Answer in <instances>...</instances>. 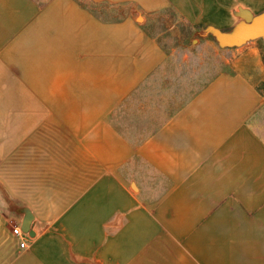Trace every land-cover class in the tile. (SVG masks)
Returning <instances> with one entry per match:
<instances>
[{"label": "crops", "instance_id": "1", "mask_svg": "<svg viewBox=\"0 0 264 264\" xmlns=\"http://www.w3.org/2000/svg\"><path fill=\"white\" fill-rule=\"evenodd\" d=\"M90 1L132 7L106 19L82 0H0V158L59 131L67 141L62 151L76 157L70 169L82 189L52 212L27 206L35 234H24L21 247L11 230L0 264H85L71 255L113 264L115 237H129L138 220L151 217L149 199L126 173L134 158L169 180L153 212L169 225L185 221L190 262L264 264V49L258 38L227 46L228 68L199 88L160 90L159 100L137 104L142 116L127 126L132 135L115 120L175 50L148 34L155 13L170 9L193 27L223 30L240 21V9L264 11V0ZM100 165L103 177L86 175V168ZM25 214L16 216L17 225ZM116 214L128 219L118 231L107 228ZM225 219L248 221L231 251L212 239L221 234L212 221ZM58 228L76 237L62 241ZM123 248L120 259L130 264L137 248L132 239Z\"/></svg>", "mask_w": 264, "mask_h": 264}, {"label": "rangeland", "instance_id": "2", "mask_svg": "<svg viewBox=\"0 0 264 264\" xmlns=\"http://www.w3.org/2000/svg\"><path fill=\"white\" fill-rule=\"evenodd\" d=\"M82 2L106 19L121 18L132 7L128 3H93L90 0H82ZM140 21H142L141 18ZM146 29L149 35L156 37L163 48L168 51H172L173 48L175 50L168 57L167 65L155 72L136 90L129 102L120 107L115 118L116 125L130 135L133 131H129L127 126L134 125L135 120L142 116V112L134 109L137 104L140 102L154 103L159 100L160 90L173 91L182 88L190 91L199 88L206 78L221 70H226L228 68L227 58L231 56L227 46L220 45L215 33L208 26L193 27L179 20L170 9L155 13L146 25ZM232 29H223V31L229 32ZM193 37L196 38L195 43L192 42ZM258 39L264 49L263 39ZM182 101L183 99H180L178 104ZM171 110L174 109L170 107L167 109V111ZM161 116H166L165 110L161 111ZM47 135L51 138L27 140L20 149L0 158V249L4 250L5 244L10 243V231L17 225L16 216L27 213L29 210L27 206L31 205L37 211L41 209L44 212H52L60 207L61 198L63 200L66 196L68 201H72L77 197L79 190H82L76 186L77 172L70 169L76 157L62 151L67 141L63 140L60 132L56 130L47 132ZM87 171L95 173L100 171L101 177L105 175L104 167L101 165L94 169L86 168V175L92 176V173ZM126 173L130 178H136L144 197L149 199V203L145 206L151 217L146 222L138 220L136 224H140L133 227V234L129 237L123 235L115 237L114 245L118 252H116L117 256L115 255L116 260L111 262L123 264L120 259L123 253L120 251H124L123 246L132 239V244L137 249L130 264H193L188 259L189 241L188 236H185L188 232L187 225L183 230L185 221H181L179 226L178 221H172L169 225L158 219L153 212L156 206L154 201L168 188L169 180L140 158L133 159ZM127 223L128 219L122 214H116L110 219V225L107 228L118 231ZM247 223L248 221L231 219L212 221L216 230L218 224L221 226L218 230L221 234L214 236L213 242L221 244L223 250L231 251L242 238L238 231H241ZM171 230L184 232V235L174 238ZM54 232L62 241L76 237L75 231L65 233L60 232L58 228ZM243 238L247 240L249 237ZM73 257L85 264L89 262L86 261L87 258L82 259L81 255L70 256V258ZM95 264L104 263L101 261Z\"/></svg>", "mask_w": 264, "mask_h": 264}, {"label": "water", "instance_id": "3", "mask_svg": "<svg viewBox=\"0 0 264 264\" xmlns=\"http://www.w3.org/2000/svg\"><path fill=\"white\" fill-rule=\"evenodd\" d=\"M239 16L241 20L233 27L232 31H223L221 29L208 26L211 29L221 46L241 45L249 40L262 38L264 42V11L253 14L247 9H240ZM33 214L27 210L25 219L22 223V230L34 235L35 232L31 228Z\"/></svg>", "mask_w": 264, "mask_h": 264}, {"label": "built area", "instance_id": "4", "mask_svg": "<svg viewBox=\"0 0 264 264\" xmlns=\"http://www.w3.org/2000/svg\"><path fill=\"white\" fill-rule=\"evenodd\" d=\"M12 233L17 236V237H20L21 238V242H20V246L21 247H24L26 245L24 239H23V235L26 234L20 225H16L13 230H12Z\"/></svg>", "mask_w": 264, "mask_h": 264}]
</instances>
